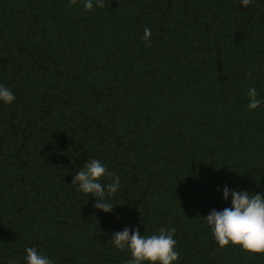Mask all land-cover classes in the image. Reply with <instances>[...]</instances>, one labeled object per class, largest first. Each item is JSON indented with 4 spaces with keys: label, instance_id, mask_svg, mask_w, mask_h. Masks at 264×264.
Here are the masks:
<instances>
[{
    "label": "trees",
    "instance_id": "16d2710c",
    "mask_svg": "<svg viewBox=\"0 0 264 264\" xmlns=\"http://www.w3.org/2000/svg\"><path fill=\"white\" fill-rule=\"evenodd\" d=\"M83 3L0 0V85L16 97L0 100V264H27L28 247L126 264L111 237L137 226L176 229L173 264H264L221 248L205 218L231 207L225 186L264 196V0ZM92 159L120 178L111 212L72 184Z\"/></svg>",
    "mask_w": 264,
    "mask_h": 264
},
{
    "label": "clouds",
    "instance_id": "9594fccd",
    "mask_svg": "<svg viewBox=\"0 0 264 264\" xmlns=\"http://www.w3.org/2000/svg\"><path fill=\"white\" fill-rule=\"evenodd\" d=\"M72 5L77 0H70ZM253 0H241L244 7L252 4ZM83 6L91 11L94 8L93 0H84ZM95 6L103 8L104 0H95ZM151 30L144 29L143 39L150 43ZM248 109L255 110L260 104L258 92L255 87L248 90ZM16 99L10 88L0 85V100L5 103H12ZM113 178L111 183L102 184L103 178ZM72 184L78 185L80 191L91 194L96 198L94 208L105 212H111L113 205L106 197L113 196L120 188V178L109 171L98 159L87 160L81 170L73 176ZM231 194V207L221 211L213 209L207 215L206 222L212 228L215 240L221 248L232 245H239L245 251L264 254V196L257 193H250L247 190L237 191L224 188V199L227 200ZM175 228L165 230L161 228L159 234L151 236L141 235L139 226L135 230L125 227L112 235V241L116 248L129 250L131 259L126 264H173L179 259V253L175 250L177 240L174 239ZM27 264H53L48 257L38 253L35 247L26 249ZM8 264H17L15 259H10Z\"/></svg>",
    "mask_w": 264,
    "mask_h": 264
}]
</instances>
